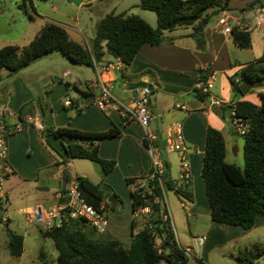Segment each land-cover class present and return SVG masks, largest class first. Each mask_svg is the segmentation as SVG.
Wrapping results in <instances>:
<instances>
[{
  "label": "crops",
  "instance_id": "crops-1",
  "mask_svg": "<svg viewBox=\"0 0 264 264\" xmlns=\"http://www.w3.org/2000/svg\"><path fill=\"white\" fill-rule=\"evenodd\" d=\"M135 6L140 8L136 4ZM239 7L243 11L247 8L243 5ZM106 13L104 12V14ZM103 15L97 18L96 23ZM141 17L144 19V16ZM147 17L151 19V15H147ZM214 23L211 26L207 25L204 29L203 44L198 45L187 29L175 34L172 33L173 30L167 31L164 33L165 38L158 45L144 44L129 65L124 66L121 70L105 71L101 75V79L109 85L111 92L124 101L134 98L142 86L149 85L151 87L150 110L153 118L149 123V131L157 133L162 143H164L166 127L172 122H181L186 149L184 161L181 159V153L171 150H169L170 157L164 150L162 158L166 164L165 169L168 176L174 183H180L182 180L180 174L184 167L187 168L188 184L193 189V191L189 190V193L195 209L190 217H194L195 220L199 219L201 215L210 216V207L201 178L207 127L211 126L222 133L227 162L235 163L227 160L229 154L234 157L241 155L243 140L241 145L236 139L230 137L234 132L231 130L223 108L207 107L206 99L196 98L191 94V91L202 83L200 78L202 74L207 76L213 73L215 78L213 92L220 98L231 101L248 100L259 104L258 93L264 92L263 83L259 89L253 92L250 89L241 96L231 93L232 86L229 77L235 75L246 62H240L237 58L230 56L229 49L239 47L233 42L231 35H224L216 30ZM77 33H74L75 36L72 39L81 42L76 36H80V34L83 36L84 33L79 30ZM84 37L89 40L92 38ZM111 58L112 55L105 52L99 63L102 64ZM59 60V63L47 65L46 71L49 75L45 71V77L41 78V82H38L35 88L32 84L25 83L20 77L12 78L9 81L10 86L5 89L4 95L0 99V106L6 105L21 116L38 115L42 120L35 105V97L39 93L47 92L45 101L48 113L42 120L43 125L70 127L92 132L117 127L120 130V135L101 140L97 147L98 155L103 159L114 160L115 165L107 175L102 176L101 171L97 172L95 169L93 174L88 172L87 168L79 170L72 160H69L66 165L59 164L61 157L45 143L40 131L29 126L10 135L7 140L8 174L16 176L21 182L33 179L36 183L34 185V204L44 206L56 203L59 192H62L76 175L85 176L97 184L100 189L107 192L112 191L115 194L116 187L121 186L127 195L130 213L126 220V217H123L122 220L120 213H116L114 209L108 207L106 209L108 227L105 232L107 239H118L124 248H128L132 234L143 224L142 216H136L132 210L131 191L135 186H145L146 175L150 171V157L144 148L143 130L136 121L122 120L116 110L105 115L94 104L95 98L100 93V88L93 86L96 81L93 66L72 63L65 56L60 57ZM65 72H69L66 77L63 76ZM52 75H61L62 78H55V81L59 83L50 84L47 81V77H52ZM63 79L68 80L63 83ZM236 79L238 80L239 77ZM68 83L72 84V91L68 88ZM66 100L70 101L69 105L65 104ZM177 105H183L184 108H179ZM25 153L30 154L32 162L18 168L20 154ZM64 172H67V179L63 177ZM90 175L95 180H92ZM126 179H133L134 182L128 184ZM197 190L203 192V203H199L195 199ZM109 203L114 208L119 200L116 198L114 202ZM163 204L168 208L166 199ZM169 215L171 219L170 211ZM133 220L135 227L132 229ZM125 223L130 225V236L127 242L123 240L122 231ZM260 227H264V218L256 217L254 225L246 230L250 231ZM232 231L240 232L237 228Z\"/></svg>",
  "mask_w": 264,
  "mask_h": 264
},
{
  "label": "trees",
  "instance_id": "trees-1",
  "mask_svg": "<svg viewBox=\"0 0 264 264\" xmlns=\"http://www.w3.org/2000/svg\"><path fill=\"white\" fill-rule=\"evenodd\" d=\"M231 0H139L141 9L153 11L156 15V27H152L142 17L135 14L108 12L98 20L93 37L84 44L72 39L66 28L57 22H46L35 37L24 46L5 45L0 48V69L5 68L15 74L36 59L60 52L70 62L93 66L99 63L105 52L120 57L125 66L129 65L144 44L158 45L165 31L189 27L190 36L198 45L204 43V29L210 16L216 17L222 10H230ZM259 0L249 3L254 7ZM210 10V12H208ZM231 37L236 46H251L247 30L233 27ZM264 45L261 55L254 61L244 64L239 75L229 77L232 90L242 95L240 84L244 81L264 83ZM239 77L237 80L236 78ZM205 81L206 75H201ZM191 94L200 100L205 96L196 87ZM259 104L248 100L236 101V115L249 121V127L243 140V166L225 160V142L222 133L208 126L205 135V148L201 168V178L210 207V219L222 225L239 227L244 230L254 225L256 217L264 218V92L258 93ZM42 120L47 116V107L43 98L36 99ZM224 111L226 108H223ZM41 135L45 143L60 157L59 164L66 165L72 158L88 159L99 165L102 176L107 175L115 165L112 159H103L98 155V143L107 138L118 137L120 130L112 127L105 131H82L70 127H51L44 124ZM55 135L63 147L56 150L46 137ZM166 167V164H165ZM67 179V172L63 173ZM74 179L86 200L94 207L106 211L113 208L107 201L110 196L89 178L76 175ZM164 188L174 190L180 197L192 200L186 183H174L165 169L162 175ZM128 184L133 179H126ZM147 187H151L148 183ZM114 196L118 199L117 195ZM132 210L149 205L153 213L149 222L152 230L141 227L132 234L128 248H124L118 239H107L97 233L84 219L67 220L61 227L49 230L41 229V235L53 241L57 252L56 264H158L165 260L168 264H203L201 259L192 261L185 249L178 246L171 222L162 220L163 191L156 185L144 193L135 186L131 191ZM119 200V199H118ZM135 221H132V229ZM156 239L159 243H156ZM8 252L18 257L23 252V236L9 231Z\"/></svg>",
  "mask_w": 264,
  "mask_h": 264
},
{
  "label": "rangeland",
  "instance_id": "rangeland-1",
  "mask_svg": "<svg viewBox=\"0 0 264 264\" xmlns=\"http://www.w3.org/2000/svg\"><path fill=\"white\" fill-rule=\"evenodd\" d=\"M253 1L231 0L229 4V12L247 22L246 28L252 41V46L229 49V54L232 58H237L240 62L246 63L260 56L264 42V27L257 26V12L255 8L249 7V3ZM138 2L139 0H80V3L75 4L70 0H0V19L7 25L6 31L0 34V48L5 45L21 47L28 44L35 37L38 30L49 21L60 22L64 25L71 38L75 36L74 33H77L78 30L83 31L84 35L81 36L79 33L80 36H76V38L87 44L90 40L84 36L93 37L96 20L104 12H114L116 14L129 12L128 14L141 15L144 16V20L148 24L155 28V13L136 7L135 4L138 5ZM241 5L247 7L245 11L240 9L239 6ZM147 15H151V19ZM215 19V15L210 16L207 25L211 26ZM184 29L191 31L189 27H182L174 29L172 33L175 34ZM60 57H63L60 52L46 54L15 74H10L5 68L0 69V99L4 95L5 89L10 86L9 81L14 77H20L25 83L32 84L34 88L37 87L38 82H41V78L45 77L47 65L49 63H59ZM259 63H264V61ZM46 72L49 75L48 71ZM236 74L239 75V71ZM56 77L62 78L61 75H52V77H47V81L50 84L59 83L55 81ZM67 80L63 79V83ZM82 82L84 83L83 79ZM67 86L70 91L73 90L72 84L68 83ZM83 87L85 88L84 85ZM259 88L260 86L252 88L251 91L253 92ZM46 93H39L35 97V101L38 97L43 98L45 101ZM231 93L235 96H241L233 90ZM35 105L37 106L36 102ZM230 137L236 139L242 145L240 135L234 133ZM165 151L170 157L171 152L168 149ZM70 160L74 161L79 170L87 168V171L92 174L94 169L97 172L100 171L99 165L91 160L83 158H72ZM227 160L234 161L242 167L244 163L242 148L241 155L234 157L229 154ZM31 162L30 154H20L17 163L18 168H21L22 165H29ZM6 165L9 168L7 159ZM90 176L92 180H95L92 175ZM28 180V182H21L16 176L8 173L5 176L4 187L8 194L5 198L0 199V216L7 217L9 220L8 222L0 220V264H56L57 252L53 241L41 235L40 230L42 228L40 225L25 220L23 211L27 207L35 205L33 197L36 183L33 179ZM186 187L188 190L193 191L190 184ZM109 193L110 195L115 194L112 191ZM125 194L121 186L116 187L119 203L115 205L114 212L120 213L122 220L123 217H126L125 220L128 218L131 210ZM163 194L171 214L170 222L175 240L178 246L187 250L192 261L199 258L200 252V259L203 264H264V227L250 231L243 230L214 222L207 215H201L199 219L195 220L194 217H190L195 210L192 201L185 200L189 205V210L186 211L180 204L183 198L174 190L164 188ZM195 199L199 203H203V192L197 190ZM234 228L239 229L240 232L232 231ZM9 231L23 236V252L18 257L11 256L8 252ZM122 231L123 240L127 242L130 236V225L125 223ZM106 234V232L102 233L105 238ZM198 236H205L202 245L197 242ZM156 243H159L158 239H156ZM158 264L168 263L161 260Z\"/></svg>",
  "mask_w": 264,
  "mask_h": 264
},
{
  "label": "built area",
  "instance_id": "built-area-1",
  "mask_svg": "<svg viewBox=\"0 0 264 264\" xmlns=\"http://www.w3.org/2000/svg\"><path fill=\"white\" fill-rule=\"evenodd\" d=\"M257 12L256 24L257 26L264 27V0H259L255 3L254 7ZM215 28L224 35H230L233 27L238 29L247 30V22L242 21L239 16L231 14L228 10H222L215 19ZM124 62L120 57H114L102 64L93 62V68L96 74V81L93 86L100 88L99 95L95 98L94 104L98 106L105 115H108L112 110H116L122 120L136 121L142 128L144 133V148L150 157V171L146 175L145 186H139L141 192L153 188L158 185L164 192V184L162 175L165 172V163L162 158L164 150L178 151L181 153V159L184 161V138L182 132L181 122L175 121L170 123L164 132V143L157 133L149 131V123L153 118L150 110V96L152 89L149 85H144L140 88L139 92L134 98L129 101H124L116 97L110 90L109 85L101 79L103 72L112 69H123ZM69 72L63 74L64 77L68 76ZM214 74L210 73L206 76L205 81H201L199 88L201 93L205 96L207 107L211 108L217 106L229 110L228 122L231 130L238 134L244 135L249 127L248 119L236 115V101L226 100L217 97L213 92L214 87ZM65 104L69 105L70 101L66 100ZM179 108H184L183 105H177ZM33 126L38 131L44 130V125L41 118L37 115L26 114L21 116L18 112L11 110L6 105L0 106V199L7 195L4 187V180L9 168L6 165V157L8 152L7 139L10 135L22 131L26 127ZM184 183L188 184V170L184 167L180 174ZM150 183L151 187H147ZM57 202L44 206L36 204L23 211L26 222L35 223L41 226L42 229L49 230L54 227H61L67 220L74 218L84 219L97 233H104L108 227V217L106 211L90 204L82 195L78 188V183L73 179L68 186L59 192ZM183 201L181 206L187 211L189 210L188 203L185 202L189 199L182 197ZM165 203V196L163 194V201ZM165 212L161 216L164 221L170 220L169 210L163 204ZM136 216H142V227H147L152 230L153 225L149 222V217L153 213L150 204L146 205L134 212ZM0 220L8 222V218L0 216ZM205 236H198L197 242L202 245ZM184 253L190 258L187 250ZM200 259V252L199 258Z\"/></svg>",
  "mask_w": 264,
  "mask_h": 264
},
{
  "label": "water",
  "instance_id": "water-1",
  "mask_svg": "<svg viewBox=\"0 0 264 264\" xmlns=\"http://www.w3.org/2000/svg\"><path fill=\"white\" fill-rule=\"evenodd\" d=\"M71 2L78 4L80 3V0H70ZM7 29V25L0 19V34L4 33ZM262 85L261 81H244L240 84V89L243 94L247 93L250 89L259 87ZM229 110H225V116L228 117ZM46 139L50 142V144L56 149L60 150L63 147V143L53 134H50L46 137ZM116 200V197L114 195H110L108 197L109 202H114Z\"/></svg>",
  "mask_w": 264,
  "mask_h": 264
}]
</instances>
